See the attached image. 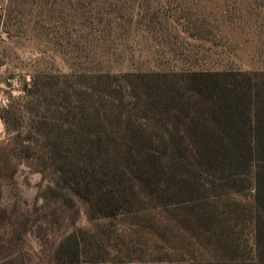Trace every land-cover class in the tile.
I'll list each match as a JSON object with an SVG mask.
<instances>
[{"label":"rangeland","instance_id":"374dc122","mask_svg":"<svg viewBox=\"0 0 264 264\" xmlns=\"http://www.w3.org/2000/svg\"><path fill=\"white\" fill-rule=\"evenodd\" d=\"M190 72L264 75V0H0V113L8 120L7 130L0 118V264H53L77 230L86 247L80 264L253 257V190L101 217L56 186L51 168L5 150L9 135L24 144L37 137L44 109L28 103L25 85L35 82L39 99L51 90L57 103L67 84L92 94L108 74L134 105L135 76ZM214 181L205 179L210 189Z\"/></svg>","mask_w":264,"mask_h":264},{"label":"trees","instance_id":"16d2710c","mask_svg":"<svg viewBox=\"0 0 264 264\" xmlns=\"http://www.w3.org/2000/svg\"><path fill=\"white\" fill-rule=\"evenodd\" d=\"M135 77L129 83L137 99L134 105L113 87L108 74L98 77L92 94L67 84L57 91V103L51 100V90L50 97L39 99L35 82L25 85L28 103L44 109L34 126L37 137L31 134L24 144L9 135L5 150H17L38 167L51 168L56 186H65L101 217L157 205L191 208L209 192L217 197L225 193L218 191L253 190L246 204L253 257L230 256L206 264H264V75L190 72ZM0 118L8 130L4 113ZM206 178L216 180L210 182L211 189ZM78 232L64 237L53 264L81 263L86 247Z\"/></svg>","mask_w":264,"mask_h":264}]
</instances>
